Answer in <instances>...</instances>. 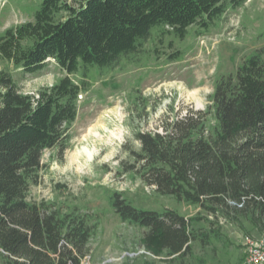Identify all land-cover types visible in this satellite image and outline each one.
<instances>
[{"label": "trees", "instance_id": "obj_1", "mask_svg": "<svg viewBox=\"0 0 264 264\" xmlns=\"http://www.w3.org/2000/svg\"><path fill=\"white\" fill-rule=\"evenodd\" d=\"M248 0H42L33 19L0 34V60L23 74L54 61L64 76L36 94L23 93L0 69L1 264H82L99 221L29 199L46 150L65 152L79 97L96 75L149 59V42H182L189 29L210 32ZM176 51L170 60L183 56ZM127 169L162 196L198 206L215 221L264 232V47L235 74L215 82L205 110L166 119L162 132H139ZM110 206L122 222L146 230L160 250L184 256L207 239L194 219L135 207L121 193ZM199 221V219H198Z\"/></svg>", "mask_w": 264, "mask_h": 264}, {"label": "rangeland", "instance_id": "obj_2", "mask_svg": "<svg viewBox=\"0 0 264 264\" xmlns=\"http://www.w3.org/2000/svg\"><path fill=\"white\" fill-rule=\"evenodd\" d=\"M42 0H0V34L33 19ZM196 27L182 42H149L147 61L118 67L96 75L89 92L82 94L72 139L65 152L46 150L38 185L29 199L54 205L64 213L90 214L99 221L82 264H243L246 237L264 239V232L246 223L245 231L215 221L198 206L179 202L145 186L127 169L140 150L139 132H162L166 119L188 110H205L221 75L235 74L245 58L264 47V0H248L230 9L210 32L197 35ZM181 51L180 60L170 56ZM20 90L36 94L64 76L52 60L37 74H23L12 63L0 60ZM89 152L91 156L87 153ZM121 193L135 207L175 211L194 219L201 237L184 256L160 250L146 230L121 221L110 206V197ZM199 219V221H198ZM0 257V264L1 262Z\"/></svg>", "mask_w": 264, "mask_h": 264}, {"label": "built area", "instance_id": "obj_3", "mask_svg": "<svg viewBox=\"0 0 264 264\" xmlns=\"http://www.w3.org/2000/svg\"><path fill=\"white\" fill-rule=\"evenodd\" d=\"M82 98V95L79 97ZM247 257L244 264H264V239L253 240L246 237Z\"/></svg>", "mask_w": 264, "mask_h": 264}, {"label": "bare ground", "instance_id": "obj_4", "mask_svg": "<svg viewBox=\"0 0 264 264\" xmlns=\"http://www.w3.org/2000/svg\"><path fill=\"white\" fill-rule=\"evenodd\" d=\"M87 153L91 156V154L89 152H87Z\"/></svg>", "mask_w": 264, "mask_h": 264}, {"label": "crops", "instance_id": "obj_5", "mask_svg": "<svg viewBox=\"0 0 264 264\" xmlns=\"http://www.w3.org/2000/svg\"><path fill=\"white\" fill-rule=\"evenodd\" d=\"M244 264V263H243Z\"/></svg>", "mask_w": 264, "mask_h": 264}]
</instances>
